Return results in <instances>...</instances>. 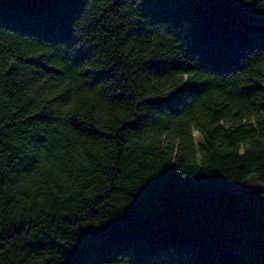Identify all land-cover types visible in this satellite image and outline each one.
Instances as JSON below:
<instances>
[{"label":"trees","instance_id":"trees-1","mask_svg":"<svg viewBox=\"0 0 264 264\" xmlns=\"http://www.w3.org/2000/svg\"><path fill=\"white\" fill-rule=\"evenodd\" d=\"M260 6L0 0V264H264Z\"/></svg>","mask_w":264,"mask_h":264},{"label":"rangeland","instance_id":"rangeland-1","mask_svg":"<svg viewBox=\"0 0 264 264\" xmlns=\"http://www.w3.org/2000/svg\"><path fill=\"white\" fill-rule=\"evenodd\" d=\"M196 141L199 140V134L197 132L194 133ZM256 189H261V185L259 184L258 180L255 177H251L246 181V184L243 185L242 187L235 188L229 190L230 193H239L244 190H256Z\"/></svg>","mask_w":264,"mask_h":264},{"label":"snow or ice","instance_id":"snow-or-ice-1","mask_svg":"<svg viewBox=\"0 0 264 264\" xmlns=\"http://www.w3.org/2000/svg\"><path fill=\"white\" fill-rule=\"evenodd\" d=\"M253 2H255L256 6L259 4V0H245V3L251 4ZM259 8L264 10V6H260Z\"/></svg>","mask_w":264,"mask_h":264}]
</instances>
